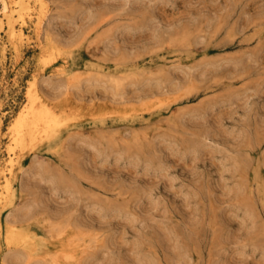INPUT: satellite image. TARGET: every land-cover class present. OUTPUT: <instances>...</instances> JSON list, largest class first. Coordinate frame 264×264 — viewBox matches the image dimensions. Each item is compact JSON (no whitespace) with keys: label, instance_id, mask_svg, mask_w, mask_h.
<instances>
[{"label":"rangeland","instance_id":"obj_1","mask_svg":"<svg viewBox=\"0 0 264 264\" xmlns=\"http://www.w3.org/2000/svg\"><path fill=\"white\" fill-rule=\"evenodd\" d=\"M45 1L42 38L34 5L17 48L0 4V164L39 76L37 113L23 118L37 136L15 185L27 229L53 249L76 223L87 241L74 264H264V0ZM71 40L87 82L63 91L51 70L71 57L46 44ZM88 49L128 69L119 88L83 69ZM163 54L178 55L167 73L142 72ZM132 116L148 124L123 121ZM2 190L0 264L18 253L7 252Z\"/></svg>","mask_w":264,"mask_h":264},{"label":"bare ground","instance_id":"obj_2","mask_svg":"<svg viewBox=\"0 0 264 264\" xmlns=\"http://www.w3.org/2000/svg\"><path fill=\"white\" fill-rule=\"evenodd\" d=\"M0 2H1L0 4H2L1 19L5 20L6 35L10 39L11 43L15 48H17V44L20 43L26 37V34L23 29V25L26 23L27 16L29 17L31 16L30 10L34 5L38 6V12L35 15V20L33 25L34 33L37 39L40 40L42 38L41 36L44 30L43 24L45 22V19L47 18L46 17L48 15L47 13L49 12V8L47 7V2L45 0H0ZM1 27L2 25L0 22V28ZM77 42H79V40H76L74 42L71 40L69 42L62 43V45H58V48L54 47V43H51V41H48L46 45L47 47L50 46L49 50H51V52L55 54L56 52H62L63 50L61 49H64L65 50L64 53H67V55L70 56L68 52H71L72 47ZM93 50L88 49L85 51L84 54H85L86 62H84L83 64V69H87V71L89 72L92 71L93 73L96 72L110 77L112 83H114L119 88L121 84L120 78L121 76H124V74H127L128 69L123 66H120V63L117 62L111 64L107 63L108 58L106 53L104 56L102 55V57L95 59ZM177 56H178L177 54L176 55L163 54L159 60H153L151 58L147 65L145 64L142 65L141 67L142 72L165 74L167 73L169 66L175 63V57ZM76 65L77 63L75 62V59L71 57V61H67L63 59L62 64L51 70L53 75L64 76L63 82L61 83V88L63 89V91L64 89H68L70 91L74 88L75 84L78 85L79 87L80 85L83 84V82H87V79L81 78L80 69L76 67ZM38 81H39L38 73L32 75L27 91L29 105L27 104V109L25 107L24 110H20L18 112V114L15 117L17 122H12V125L10 124L11 132H15V134H13L12 136L13 139L11 138L12 142L9 144L8 158L0 164V185L3 189L2 191L6 193L5 198L7 196H8L7 198H9L5 204V210H7V215L4 221L5 229L3 236L6 242L7 252L8 251L18 252V253L16 252L17 254L14 253L16 255H14L13 258H10L9 256L6 255L3 256V258L1 259V264H37V262L41 261L42 258L47 259V261L50 264H59V263L74 264L79 259L78 251L80 246L84 245L87 241L85 240V237L87 235H85V233H80V231H77L79 228L78 225L74 222H71L66 226V229L68 231L65 232L66 235L62 236L63 232L61 231L56 233L57 234L56 236L52 235L53 239L57 237L56 239L57 241L54 239L55 247L51 249L49 248L50 245L48 246L46 240L44 238L42 239L40 238V234L36 230L33 229L31 230L30 227L29 229H27L26 226L27 221H29V219L33 217L31 216L28 217V212L21 213L19 212L20 210L18 211V209H16L17 207H15L16 206L15 197L17 196V189H19L18 187L16 188L15 185L19 186L21 184L20 176H24L26 174L23 166L25 153H23L22 150H24L25 146L27 145V142L33 141L32 138L33 137L35 138L37 136L34 134V132L37 131V125L34 126V129L32 131H30V128L28 127L29 124L23 123V118L26 117L25 116L26 114H32L33 111L37 113L36 110L31 111L30 106L33 105V100L38 95ZM40 110L41 109H39V111ZM43 112L44 109L41 110V113L38 112V114L41 115ZM123 121L132 127H135L137 123H146V125L148 124V121H144V119L135 118L134 116H132L131 118H126ZM116 123H118L117 120ZM54 126L57 125L53 124V128ZM53 128L51 130L52 133H53ZM39 135L40 134H38V137ZM65 142L66 140L62 139V137L58 139L52 138L51 140L46 141L47 145L49 146L48 147L49 153L54 155L56 153H59ZM16 148H20L19 152L17 151ZM30 165L31 167L29 169H32V167L34 166V162ZM13 168L16 169V172L11 171ZM260 177H261L260 182L264 181L263 174ZM22 208L29 209L30 205H28L27 203H25L24 205L22 204ZM12 213L14 214V216H11ZM42 232H44L43 229ZM39 244H42L43 246L42 245L39 246ZM43 247H45L44 250H42ZM86 259L87 257L84 256L81 258L83 262Z\"/></svg>","mask_w":264,"mask_h":264}]
</instances>
